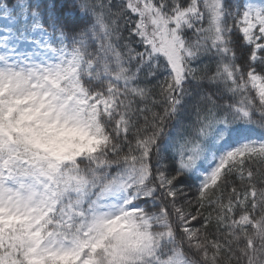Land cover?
Listing matches in <instances>:
<instances>
[{"label": "snow or ice", "instance_id": "6c2138e0", "mask_svg": "<svg viewBox=\"0 0 264 264\" xmlns=\"http://www.w3.org/2000/svg\"><path fill=\"white\" fill-rule=\"evenodd\" d=\"M0 264H264V0H0Z\"/></svg>", "mask_w": 264, "mask_h": 264}]
</instances>
